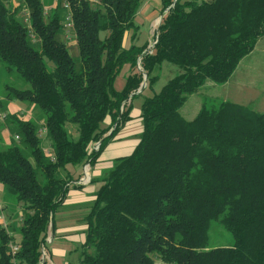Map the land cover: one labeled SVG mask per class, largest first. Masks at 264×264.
Here are the masks:
<instances>
[{
    "label": "trees",
    "instance_id": "16d2710c",
    "mask_svg": "<svg viewBox=\"0 0 264 264\" xmlns=\"http://www.w3.org/2000/svg\"><path fill=\"white\" fill-rule=\"evenodd\" d=\"M68 2L78 59L62 38L63 0L48 11L42 0H0V63L27 84H6L0 106L22 101L32 111L0 121L10 133L8 142L0 133V184L17 212L10 228L22 217L18 264H48L41 246L71 187H81L69 166L97 163L132 118L144 79L152 87L164 63L177 71L143 100L133 150L96 178L82 248L67 264H264V111L229 100L204 103L193 118L180 111L206 81L227 82L254 50L264 0H159L151 49L133 43L143 0ZM127 65L133 71L116 89ZM213 224L234 242L208 247ZM11 239L0 225V264H14Z\"/></svg>",
    "mask_w": 264,
    "mask_h": 264
},
{
    "label": "rangeland",
    "instance_id": "374dc122",
    "mask_svg": "<svg viewBox=\"0 0 264 264\" xmlns=\"http://www.w3.org/2000/svg\"><path fill=\"white\" fill-rule=\"evenodd\" d=\"M24 0H9L11 5H14L15 2H18L19 5L23 3ZM58 0H42L43 7L46 11L51 10L55 7ZM157 0H143L142 6L136 16V22L139 26L137 36L134 39L133 43L136 45H142L148 43V46L153 42L156 29L162 19V14L159 11ZM149 13H153L152 15ZM131 33H128L125 40H128ZM101 35L104 36L105 33L101 32ZM63 40L66 41L65 36H62ZM75 39L72 38L68 42V46L71 54L78 59V51L75 44ZM138 68H141L140 63L138 62ZM131 71L122 69L120 74L116 77L114 86L116 89H121L124 85L125 79ZM177 71V68L170 64L164 63L161 70V75L158 80L149 87L148 82L144 79L142 82V87L145 89L142 93L135 95L132 100H130L131 111L137 113L140 111L141 104L145 97H149L154 93H158L166 81L173 76ZM14 85L17 87L26 86V82L18 78V75L15 71L8 72L0 63V99L4 95L5 85ZM222 100H229L238 103L246 104L257 111H264V36L260 37L254 50L248 55L244 56L235 71L233 72L230 79L225 83H214L210 80L206 81L204 85L196 92L190 95L184 104L181 106L180 111L186 118H193L198 112L202 104L214 105L219 103ZM16 104H22L27 107L25 102L16 101ZM9 104V103H8ZM7 104V109L0 106V121L2 120V115L9 113ZM15 104H12V110H15ZM32 112V111H31ZM9 131V130H8ZM71 131L75 133L73 127ZM120 131V130H119ZM5 130H0V133H4ZM45 133V131H43ZM42 133V134H43ZM3 135V134H2ZM136 138V135L134 136ZM135 138H131L132 143H137ZM135 141V142H134ZM133 144V145H134ZM117 151L116 148L113 149V153ZM112 152V150H111ZM129 153V152H127ZM105 169V168H104ZM80 170L83 172L82 167ZM86 188V187H85ZM85 188H82L83 190ZM4 197V190H3ZM1 205L4 207L5 212L9 219V224L11 220L16 216V205L8 202L7 200H0ZM85 202L87 205L91 206L93 200H87ZM21 209L22 206L20 207ZM19 211V208H18ZM88 211V208H87ZM17 229H18V225ZM17 229H11L9 225V230L13 233V237L16 239L21 238V234ZM210 240L208 247L220 246V245H231L234 242L232 234L224 229L219 224H213L209 232ZM76 245V244H75ZM48 250V246H47ZM73 257L78 258V252H76Z\"/></svg>",
    "mask_w": 264,
    "mask_h": 264
},
{
    "label": "crops",
    "instance_id": "0c3cea01",
    "mask_svg": "<svg viewBox=\"0 0 264 264\" xmlns=\"http://www.w3.org/2000/svg\"><path fill=\"white\" fill-rule=\"evenodd\" d=\"M156 3H158V6H160L159 0H157ZM149 14L152 15L153 13ZM124 44L126 46L130 44V37L128 40L124 41ZM124 68L125 70L130 71L128 65ZM144 90L145 89L143 88L141 91L143 92ZM15 102L16 101L9 102L8 109L10 112H17L20 115H25L26 117L32 115L30 110L28 111L25 106L22 104H16ZM12 104L16 105L14 108L15 110H12ZM130 114L132 118L127 121L120 131L116 133L114 138L108 142L100 157L98 158L97 163L94 166L89 164V170L87 173V176L90 178L89 182L83 184H79L78 182L81 177L86 175L84 168L86 164L69 166V170L74 174V178H76V185H80L81 187H71L68 197L55 214V228L49 230L48 235L51 236V241L46 245L48 246V264H67L69 261L76 259V257H73V255L77 252V250L82 248L83 241L85 239V216L90 209V206L85 202H88L87 200H93V194L101 183L96 178L101 175L104 168L111 166L112 160L114 158L129 154L138 143V135L143 128L142 120L139 117L140 111L137 113H133L131 111ZM2 134L4 140L8 142L10 137L9 131L5 129V132ZM135 135L136 138L134 137ZM131 138H135L137 143L130 144V142H132V140H130ZM114 148L117 149L115 153H113ZM80 167H82L83 172L80 170ZM92 178L95 180H92ZM82 188L85 189L83 190ZM2 192L3 186L0 184V200H4Z\"/></svg>",
    "mask_w": 264,
    "mask_h": 264
},
{
    "label": "built area",
    "instance_id": "2783aa9c",
    "mask_svg": "<svg viewBox=\"0 0 264 264\" xmlns=\"http://www.w3.org/2000/svg\"><path fill=\"white\" fill-rule=\"evenodd\" d=\"M19 3H16L14 5H18ZM63 8L66 9V13H65V16H64V20H63V29H64V36H65V39L69 42L70 40H72V31L74 30V23H73V13H72V10H71V7H70V4L68 2V0H63ZM24 21L27 22L29 24V15L26 13L25 16H24ZM155 43V39L153 40V42L150 44V46H148L147 48L148 49H151L153 47ZM2 118L5 117V114H3L1 116ZM46 128L45 127H42L40 129V132L43 133V131H45ZM19 136L16 135V138H18ZM99 146V142H96L94 144V148H98ZM46 152L50 155V158L51 160H55V156L54 154L50 151V150H46ZM85 171H86V175L84 177H81L78 182L79 184L80 183H87L90 181V178L87 176V173H88V170H89V164H86L85 165ZM9 217L7 216L6 212H5V209L4 207L1 205L0 203V225L5 228L8 233L10 234V236H12V239L10 240L9 242V249H10V253L13 257V262L14 264H18V261H17V258H16V253L19 251L20 249V239H16L14 238L13 236V233L9 230ZM22 220V217L20 215L19 219H18V224H20ZM51 241V236L50 235H47V238H46V242L47 244L50 243ZM48 258V255H47V246L45 244H42L41 246V259L42 260H47ZM168 264H172V263H168Z\"/></svg>",
    "mask_w": 264,
    "mask_h": 264
},
{
    "label": "water",
    "instance_id": "95a60500",
    "mask_svg": "<svg viewBox=\"0 0 264 264\" xmlns=\"http://www.w3.org/2000/svg\"><path fill=\"white\" fill-rule=\"evenodd\" d=\"M142 86H143V85L141 84V87H142ZM141 87H140V88H141ZM139 90H140V89H139Z\"/></svg>",
    "mask_w": 264,
    "mask_h": 264
}]
</instances>
